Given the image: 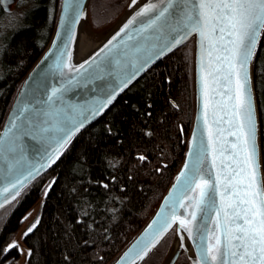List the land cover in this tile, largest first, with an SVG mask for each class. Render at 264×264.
<instances>
[{"label": "water", "instance_id": "water-1", "mask_svg": "<svg viewBox=\"0 0 264 264\" xmlns=\"http://www.w3.org/2000/svg\"><path fill=\"white\" fill-rule=\"evenodd\" d=\"M89 3L60 0L48 45L24 77L6 114L0 128V210L49 170L73 138L101 117L125 89L193 38L194 117L184 159L153 216L110 264H141L174 227L175 240L164 264H175L183 251L191 264H205V252L207 264H221V260L231 264L237 226L243 225L245 215L259 221L264 211L253 79L264 28L257 32L253 55L243 69L255 126V156L249 163L245 129L240 127L244 117L238 96L244 81L236 75L241 71L233 51L236 30L226 19L228 10L217 7L222 0H208L204 17L200 0H147L121 23L120 17L106 40L78 61L74 48ZM150 5L152 10L137 15ZM165 8V15L155 20ZM178 237L187 240L193 255L186 247L174 249Z\"/></svg>", "mask_w": 264, "mask_h": 264}, {"label": "trees", "instance_id": "trees-1", "mask_svg": "<svg viewBox=\"0 0 264 264\" xmlns=\"http://www.w3.org/2000/svg\"><path fill=\"white\" fill-rule=\"evenodd\" d=\"M22 23L0 36V128L26 74L53 34L60 0H31ZM128 0H91L94 26L115 21ZM1 16V15H0ZM194 39L174 49L81 130L57 162L0 210V264H15L10 245L41 202L23 240L27 264H110L147 224L186 152L194 117ZM264 169V32L253 61ZM176 227L141 264H163ZM175 264H191L182 252Z\"/></svg>", "mask_w": 264, "mask_h": 264}, {"label": "snow or ice", "instance_id": "snow-or-ice-1", "mask_svg": "<svg viewBox=\"0 0 264 264\" xmlns=\"http://www.w3.org/2000/svg\"><path fill=\"white\" fill-rule=\"evenodd\" d=\"M209 7L208 0H200V15L202 17L207 15L203 9ZM217 7L228 10L229 14L226 19L230 26L236 30V41L234 43L237 44V47L233 51L238 58L239 68L241 69L236 75L238 80L243 79L244 81L240 84L238 96L239 111L243 113L244 117V121L240 127L245 129L244 143L247 150V161L251 163L255 156V126L252 119L251 104L246 95L245 85L247 83V76L243 72V69L253 55L257 32L260 28H264V0H222V3L217 5ZM153 8L154 6L150 5L148 8L142 10V12L137 13V15H142ZM167 11V8L162 10L155 17V20H159ZM218 19L224 18L218 17ZM155 20L152 23H155ZM223 31L224 29L221 28V32ZM229 35H233V33L230 32ZM178 42V40L175 41V43ZM205 184L207 185V182ZM260 216V220L255 221L245 215L243 225L237 226L236 230L239 234L235 236L236 243L233 245L231 253L234 259L231 261V264H264V211L260 213ZM183 226L184 222L181 221V227ZM222 255L224 253H221ZM217 258V256H212L213 261H216ZM203 259L205 264H207V252H205ZM221 264H228V262L221 260Z\"/></svg>", "mask_w": 264, "mask_h": 264}, {"label": "rangeland", "instance_id": "rangeland-1", "mask_svg": "<svg viewBox=\"0 0 264 264\" xmlns=\"http://www.w3.org/2000/svg\"><path fill=\"white\" fill-rule=\"evenodd\" d=\"M5 10L8 14H6V18L3 23L0 25V36L3 34L10 33L15 28H17L23 21L24 11L32 6L31 0H5ZM91 1V0H90ZM131 0H128L127 5L124 10L121 12L119 17L110 24L104 26H94L92 20L89 16V8L88 15L84 20L81 31L86 32L91 38L95 40H101V38L106 37L109 31L115 26V23L120 19L121 15L124 13L126 8L128 7ZM16 2V3H15ZM90 4V3H89ZM194 79V77H193ZM41 207V202L38 201L36 205L27 213L24 223L22 227L18 230L14 238L12 239L10 245H17L20 251V257L17 259L15 264H27V259L29 256V248L23 240V237L26 232H28L37 220V214H39ZM170 252V251H169ZM185 252V251H183ZM169 254V253H168ZM168 256V255H167ZM167 258V257H166ZM166 260V259H165ZM165 262V261H164ZM163 262V264H164Z\"/></svg>", "mask_w": 264, "mask_h": 264}, {"label": "bare ground", "instance_id": "bare-ground-1", "mask_svg": "<svg viewBox=\"0 0 264 264\" xmlns=\"http://www.w3.org/2000/svg\"><path fill=\"white\" fill-rule=\"evenodd\" d=\"M147 0H135L133 2L131 8L123 15H121V19L119 23H121L130 12H133L139 5L144 3ZM125 12V11H124ZM106 37L101 38V40H95L91 38L86 32L81 31V27L78 32V38L76 41V45L74 48V57L78 61L86 59L93 51H95L104 41ZM182 247H186L189 249L191 255H193L190 246L187 243V240L183 237H178L174 244V249H181Z\"/></svg>", "mask_w": 264, "mask_h": 264}, {"label": "flooded vegetation", "instance_id": "flooded-vegetation-1", "mask_svg": "<svg viewBox=\"0 0 264 264\" xmlns=\"http://www.w3.org/2000/svg\"><path fill=\"white\" fill-rule=\"evenodd\" d=\"M13 1V0H12ZM14 1H16L17 2V0H14ZM5 0H0V25H1V23H3L4 22V20H5V16H6V14H8L7 12H6V10H5V6H4V4H5ZM15 2V3H16ZM2 36V35H1ZM0 42H1V39H0Z\"/></svg>", "mask_w": 264, "mask_h": 264}]
</instances>
